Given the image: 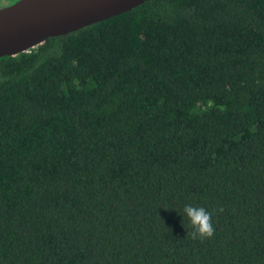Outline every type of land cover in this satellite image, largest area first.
Wrapping results in <instances>:
<instances>
[{
	"label": "trees",
	"instance_id": "obj_1",
	"mask_svg": "<svg viewBox=\"0 0 264 264\" xmlns=\"http://www.w3.org/2000/svg\"><path fill=\"white\" fill-rule=\"evenodd\" d=\"M185 204L223 208L212 238ZM0 264H264V0H148L0 57Z\"/></svg>",
	"mask_w": 264,
	"mask_h": 264
},
{
	"label": "water",
	"instance_id": "obj_2",
	"mask_svg": "<svg viewBox=\"0 0 264 264\" xmlns=\"http://www.w3.org/2000/svg\"><path fill=\"white\" fill-rule=\"evenodd\" d=\"M148 0H18L0 8V57L16 56Z\"/></svg>",
	"mask_w": 264,
	"mask_h": 264
},
{
	"label": "clouds",
	"instance_id": "obj_3",
	"mask_svg": "<svg viewBox=\"0 0 264 264\" xmlns=\"http://www.w3.org/2000/svg\"><path fill=\"white\" fill-rule=\"evenodd\" d=\"M223 212V208L207 210L203 206L185 204L182 209L184 216L188 218L192 231L187 233L192 240L203 241L212 238L215 234L212 217L214 213Z\"/></svg>",
	"mask_w": 264,
	"mask_h": 264
},
{
	"label": "rangeland",
	"instance_id": "obj_4",
	"mask_svg": "<svg viewBox=\"0 0 264 264\" xmlns=\"http://www.w3.org/2000/svg\"><path fill=\"white\" fill-rule=\"evenodd\" d=\"M17 0H0V8H3L5 6L11 5Z\"/></svg>",
	"mask_w": 264,
	"mask_h": 264
},
{
	"label": "flooded vegetation",
	"instance_id": "obj_5",
	"mask_svg": "<svg viewBox=\"0 0 264 264\" xmlns=\"http://www.w3.org/2000/svg\"><path fill=\"white\" fill-rule=\"evenodd\" d=\"M18 1V0H17ZM15 3V2H14ZM9 6V5H8ZM6 7V6H5Z\"/></svg>",
	"mask_w": 264,
	"mask_h": 264
}]
</instances>
